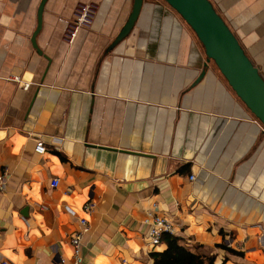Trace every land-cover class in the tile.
Here are the masks:
<instances>
[{
    "label": "crops",
    "instance_id": "0c3cea01",
    "mask_svg": "<svg viewBox=\"0 0 264 264\" xmlns=\"http://www.w3.org/2000/svg\"><path fill=\"white\" fill-rule=\"evenodd\" d=\"M41 1L0 0V262L153 264L157 212L218 264H264V127L191 27L144 0L116 42L134 0H48L40 52ZM210 1L264 76V0Z\"/></svg>",
    "mask_w": 264,
    "mask_h": 264
},
{
    "label": "water",
    "instance_id": "95a60500",
    "mask_svg": "<svg viewBox=\"0 0 264 264\" xmlns=\"http://www.w3.org/2000/svg\"><path fill=\"white\" fill-rule=\"evenodd\" d=\"M47 1L42 0L39 5L38 24L31 40L38 51L40 49L37 36L43 27V14ZM143 1L134 0L132 12L116 42L123 40L133 29ZM164 1L191 27L204 48L207 61L216 64L237 96L264 127V76L213 3L210 0Z\"/></svg>",
    "mask_w": 264,
    "mask_h": 264
},
{
    "label": "built area",
    "instance_id": "2783aa9c",
    "mask_svg": "<svg viewBox=\"0 0 264 264\" xmlns=\"http://www.w3.org/2000/svg\"><path fill=\"white\" fill-rule=\"evenodd\" d=\"M90 8L83 7L77 16V19L75 21L74 28L72 30V38L75 37L76 32L78 29L85 25L87 22H89L90 18ZM30 84H26L25 88H28ZM36 151L39 153H44L46 151V146L42 140H38L36 144ZM7 170L2 171L0 169V192L5 191L7 184H8V178H7ZM191 179H195V176H191ZM60 181L58 178L54 179L52 181V186L57 187L59 185ZM94 203H87L84 206L85 212H92L95 209ZM157 207V206H155ZM67 211L73 215L76 216V211L71 208L70 206H66ZM149 223H150V230L147 234V237L149 238V244L152 246H157L161 243L162 237L164 234H171L175 235V229H174V223L167 217L161 216L159 213L150 212L149 214ZM80 231L76 234V236L71 240L72 244L75 249V257L78 262L81 261L80 252H81V246H82V239L85 233L89 231L88 227V219L86 218H80ZM65 261L62 260L61 264H64ZM0 264H12L8 260H2Z\"/></svg>",
    "mask_w": 264,
    "mask_h": 264
},
{
    "label": "trees",
    "instance_id": "16d2710c",
    "mask_svg": "<svg viewBox=\"0 0 264 264\" xmlns=\"http://www.w3.org/2000/svg\"><path fill=\"white\" fill-rule=\"evenodd\" d=\"M162 243L166 249L151 252L153 264H218L215 256L193 251L179 236L164 234Z\"/></svg>",
    "mask_w": 264,
    "mask_h": 264
},
{
    "label": "rangeland",
    "instance_id": "374dc122",
    "mask_svg": "<svg viewBox=\"0 0 264 264\" xmlns=\"http://www.w3.org/2000/svg\"><path fill=\"white\" fill-rule=\"evenodd\" d=\"M211 63L214 65V66H216V64L213 62V61H211ZM217 67V66H216Z\"/></svg>",
    "mask_w": 264,
    "mask_h": 264
}]
</instances>
